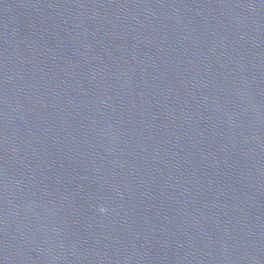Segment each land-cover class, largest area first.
<instances>
[{
  "label": "water",
  "instance_id": "95a60500",
  "mask_svg": "<svg viewBox=\"0 0 264 264\" xmlns=\"http://www.w3.org/2000/svg\"><path fill=\"white\" fill-rule=\"evenodd\" d=\"M0 264H264V0H0Z\"/></svg>",
  "mask_w": 264,
  "mask_h": 264
},
{
  "label": "clouds",
  "instance_id": "9594fccd",
  "mask_svg": "<svg viewBox=\"0 0 264 264\" xmlns=\"http://www.w3.org/2000/svg\"><path fill=\"white\" fill-rule=\"evenodd\" d=\"M105 209L103 207H101L100 211L103 212Z\"/></svg>",
  "mask_w": 264,
  "mask_h": 264
}]
</instances>
